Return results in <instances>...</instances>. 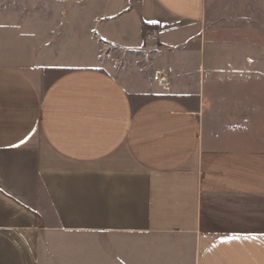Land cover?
<instances>
[{"label": "crops", "instance_id": "0c3cea01", "mask_svg": "<svg viewBox=\"0 0 264 264\" xmlns=\"http://www.w3.org/2000/svg\"><path fill=\"white\" fill-rule=\"evenodd\" d=\"M80 1L121 51L165 26L157 79L0 16V264H264V0H222L259 43L241 86H201L212 0Z\"/></svg>", "mask_w": 264, "mask_h": 264}, {"label": "rangeland", "instance_id": "374dc122", "mask_svg": "<svg viewBox=\"0 0 264 264\" xmlns=\"http://www.w3.org/2000/svg\"><path fill=\"white\" fill-rule=\"evenodd\" d=\"M210 5L211 7L217 5L221 9L225 3L222 0H212ZM82 6L80 0H0V16L20 19L25 26L37 31L44 58L67 59L64 56L71 52L72 59L91 61L97 55L107 65L117 68H126L132 62H137L144 73L157 79V71L154 72L152 63L155 57L154 50L147 49V56L143 59L140 52L146 51L145 44L149 40L154 42L159 38L165 29L162 23H157L149 30L142 46L121 51L122 48L116 42H109L100 34L99 22L96 23L94 20L92 27L84 25L90 20V17H83ZM88 12L86 11V14ZM226 13L227 11L222 9L217 12L215 10L209 12L205 60H202L201 86H241L243 60L247 55L257 54L260 49L259 43L246 40L248 35L245 34L244 28L248 25L247 22L241 18H229L242 16L243 13L228 12L227 16ZM263 48L264 46H262ZM244 55L246 56L243 58ZM231 56L235 57L234 62H231ZM253 60L252 58L250 62L253 63ZM232 64L233 68H231ZM204 68L206 74L203 72ZM208 69L210 74H208ZM254 84L257 86L256 81ZM222 88L224 90V87ZM248 94L255 100L258 98V92L248 91ZM235 97L242 98V91L236 92ZM259 102L262 107L259 108V111L262 114L258 116L255 114L251 123L264 128V98L260 96ZM261 133L264 136V129ZM262 141H256L255 145Z\"/></svg>", "mask_w": 264, "mask_h": 264}, {"label": "built area", "instance_id": "2783aa9c", "mask_svg": "<svg viewBox=\"0 0 264 264\" xmlns=\"http://www.w3.org/2000/svg\"><path fill=\"white\" fill-rule=\"evenodd\" d=\"M165 87H169V82H165Z\"/></svg>", "mask_w": 264, "mask_h": 264}]
</instances>
